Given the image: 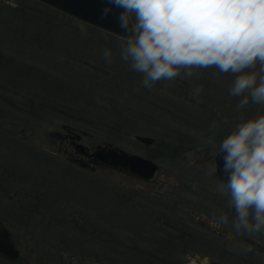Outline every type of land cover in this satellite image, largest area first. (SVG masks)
I'll list each match as a JSON object with an SVG mask.
<instances>
[{
    "label": "rangeland",
    "instance_id": "rangeland-1",
    "mask_svg": "<svg viewBox=\"0 0 264 264\" xmlns=\"http://www.w3.org/2000/svg\"><path fill=\"white\" fill-rule=\"evenodd\" d=\"M0 9L6 19L0 25V96H6L0 108V220L18 248L17 258L0 255V264H110L104 254L133 264L134 245L155 249L144 235L143 213L163 211L155 202L161 200L147 201L142 181L126 173L108 167L88 171L68 161V149L62 152L53 135L63 131L60 122L84 131L81 141L89 146L107 141L143 156L154 154L165 172L161 179L171 182L161 187L168 196L178 177L226 196L211 176V157L238 123L264 115V105L251 100L237 110L243 97L229 93L235 76L216 66H193L191 77L162 79L148 89L142 75L121 59L125 39L37 0H0ZM105 50H111V63ZM245 71L259 72V62ZM133 134L155 142L142 144ZM51 191L54 197L47 198ZM216 195L201 209L209 213L210 206L219 207ZM39 199L41 205L32 210ZM234 219L235 210L223 224L234 232L227 247L218 235L217 245L196 240L184 249L183 264H200L194 251L219 264H242V250H250L236 239L242 234L264 245V232H238Z\"/></svg>",
    "mask_w": 264,
    "mask_h": 264
},
{
    "label": "clouds",
    "instance_id": "clouds-1",
    "mask_svg": "<svg viewBox=\"0 0 264 264\" xmlns=\"http://www.w3.org/2000/svg\"><path fill=\"white\" fill-rule=\"evenodd\" d=\"M106 3L102 18L113 8L120 9V27L130 33L121 46V59L142 75L143 87L151 89L162 79L191 77L193 66H216L220 73L235 76L229 93L243 97L237 110L250 100L264 105V0ZM104 58L111 63V50H105ZM257 62L259 72L245 71L256 68ZM221 152L228 181L220 182V190L235 210L233 228L264 232V115L238 123L220 143ZM212 223L226 224L228 217L222 214Z\"/></svg>",
    "mask_w": 264,
    "mask_h": 264
},
{
    "label": "flooded vegetation",
    "instance_id": "flooded-vegetation-1",
    "mask_svg": "<svg viewBox=\"0 0 264 264\" xmlns=\"http://www.w3.org/2000/svg\"><path fill=\"white\" fill-rule=\"evenodd\" d=\"M58 125L62 128L63 131L53 132V135L59 140L60 148L61 150H63L62 152H65V149H68L66 152L67 154L65 156V158L68 161L88 171L96 170V171L101 172L103 167L107 168L106 166H103L97 160H95L94 157L91 155L92 149L95 147L96 144H100L99 142L95 144L93 143L90 146L87 144H84L81 141V136L86 135L84 134V131L76 130L74 126H70L63 122L58 123ZM151 142H155V139L153 138ZM190 146L191 145H188L186 146V148H189ZM213 155L211 157L212 167H214ZM210 156L211 155H209V158ZM148 158L152 159L155 162V160L153 159L154 154L152 155V157H148ZM183 160L187 162L186 164L190 163L188 162L190 160H188L184 156H183ZM114 170H117V169H114ZM163 171H161V169L158 168L157 163H156L155 170L147 179H140V178H137L136 176H133L130 173L119 171V172H123V173L130 175L132 178L136 180H139V181L141 180L144 185L143 188L146 193L145 198L147 199V201H150V199H152V196H156L161 201H155V202L165 207L163 213L168 212L170 214H174V217H171L170 221L176 226L175 228L178 229V232L175 234L169 235L171 237V239L169 240L173 242H169L168 243L169 247H165L159 250V253H167V254L169 253L168 255L174 258L173 264H183L181 260V256H182L184 249L185 248L190 249L191 245L195 243L196 240H199L201 242L206 241V243L208 242V243H212V245L213 244L217 245L219 244L220 240L216 237L220 236L223 239L221 242V245H224L225 247H227L228 243L226 241L227 239L229 240L231 236H234V232L232 230H228L226 227H224L223 224L219 226H214L212 222L217 221L222 214L226 215L228 219H230L231 212L234 211V209L229 206L228 195L227 194L226 196L221 195V194L216 195L211 190H208V188L204 186L200 181H198L197 179H194V177L191 174H189L196 182L200 183L203 186L200 187L198 185L189 184V181H191L190 179H185L184 177L182 178L178 177L179 179L177 180V184H173L172 192H168L169 194L168 196L167 191L162 190L161 187L165 185V183L167 182L171 183V182L165 181L166 178L165 180L161 179L162 174L165 173ZM211 176H213L214 179L217 180V182L219 183L221 182L217 178L216 173L215 174L212 173ZM166 186L169 187V185H166ZM190 186L191 187L194 186L197 189V192H191L192 189L189 188ZM187 192H188L189 197L184 196V195H187ZM213 195H216L215 198L219 199L222 202V204L217 208L210 206L208 211L212 213L210 212L208 213L207 211L201 208L204 207L203 205L205 204V202H208V203L210 202L209 197ZM49 196H52V198L54 197V195L52 194V191L49 193L47 198ZM66 198H68L67 195H66ZM213 200L215 199H212V201ZM41 202H42V199H39L36 202V204H33L30 208L32 210L38 209L36 207H38V205H41ZM190 202L192 204H195L198 210L194 208L196 206L190 205ZM200 209L201 211H199ZM149 212L150 211H148V213ZM154 219L156 220V217L149 218L150 222L153 221ZM159 220L162 221V218H159ZM182 225H186V226L184 228L183 227L181 228ZM198 225L208 230V234L205 233L206 232L205 229L203 232H199L200 230H197V229L200 226L198 227ZM147 235L149 238L152 236L151 242H154L156 244L154 248H156L157 245H160V244L166 246V241H167L166 233H164L163 237H161L160 235L156 233H151ZM10 238H11V235H10ZM236 239L242 240L244 243L250 246V250L248 252H244V250H242V253H241L242 259H243V261H241L242 264H264V245L261 244L259 241H257L259 239L255 240L254 238L248 236L247 234H242L239 236V238H236ZM100 240L101 241L103 240L102 233L100 236ZM151 242H148V243H151ZM147 250H150V249H147ZM191 255H193L194 258H196V260H199L200 264H219L215 259L210 258V256L205 255L204 253H197L194 251L193 253H191ZM97 256H102V255H97Z\"/></svg>",
    "mask_w": 264,
    "mask_h": 264
},
{
    "label": "water",
    "instance_id": "water-1",
    "mask_svg": "<svg viewBox=\"0 0 264 264\" xmlns=\"http://www.w3.org/2000/svg\"><path fill=\"white\" fill-rule=\"evenodd\" d=\"M63 14L74 19L103 30L116 37L125 39L130 33L124 31L119 24L117 16L120 9L113 8L106 16H101L102 10L109 5L106 0H37ZM132 137L142 144L152 141L151 136L143 134H133ZM91 155L100 164L127 172L140 179H147L155 170L156 163L143 155L129 152L110 142L96 144L91 151ZM225 153H219V149L214 152L213 162L216 166V176L224 183L228 181V174L224 172ZM0 255L8 259H15L18 256V249L10 238L9 230L0 220Z\"/></svg>",
    "mask_w": 264,
    "mask_h": 264
},
{
    "label": "trees",
    "instance_id": "trees-1",
    "mask_svg": "<svg viewBox=\"0 0 264 264\" xmlns=\"http://www.w3.org/2000/svg\"><path fill=\"white\" fill-rule=\"evenodd\" d=\"M3 13H4V11H3ZM0 16H1V21H0V25H1L2 23L6 22V19L4 18L5 14L3 15V14H1V12H0ZM18 18L20 19L21 17H18ZM20 46H22V45H20ZM2 88H3V86H2ZM4 97L6 98L5 95L0 96V108H5V106H4L5 98ZM148 211H150V212L148 213ZM163 211L158 213V212H155L154 209L146 210L143 213L144 218H143V225L142 226H143V232H144L145 236L147 234L156 233V234L160 235L161 237H163L164 233H166L167 234L166 246L160 244V245H157V247L154 250H147V248L145 247V244L142 245V243H140V244L134 245L133 250L137 253L135 256V261L134 262L132 261L133 264H173L174 263L173 262L174 258L172 256H169L168 255L169 253L168 254L167 253H159V250H161L165 247H169L168 246L169 242H173V241L169 240V239H171V237L169 235L175 234L178 232V229L175 228L176 226L170 221L171 217H174V214H170L168 212L163 213ZM150 217H153V218L156 217V220L154 219L153 221L150 222V220H149ZM159 218H162V221L159 220ZM87 223H89V221L85 220L84 221V228H85L84 230L85 231H86ZM97 223H98V221H97ZM185 226L186 225H182L181 228L182 227L184 228ZM145 236L143 237V239L145 238ZM143 239H142V242H143ZM148 240H149L148 242L152 241V236L150 238L148 237ZM162 242H163V240H162ZM138 245L141 247H139ZM142 248H143V250H141ZM142 255L144 258H142ZM101 257L102 256H98V258H101ZM105 258L110 260V264H120V262L118 261L119 259L116 256L104 254L103 259H105ZM125 259L127 260V257ZM123 261H125V260H123Z\"/></svg>",
    "mask_w": 264,
    "mask_h": 264
}]
</instances>
